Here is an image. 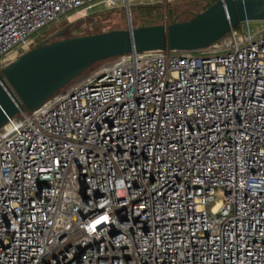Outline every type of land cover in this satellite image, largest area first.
I'll list each match as a JSON object with an SVG mask.
<instances>
[{
	"label": "built area",
	"instance_id": "2783aa9c",
	"mask_svg": "<svg viewBox=\"0 0 264 264\" xmlns=\"http://www.w3.org/2000/svg\"><path fill=\"white\" fill-rule=\"evenodd\" d=\"M125 1L0 0V71L62 17ZM250 25L98 64L9 120L0 264H264V27Z\"/></svg>",
	"mask_w": 264,
	"mask_h": 264
},
{
	"label": "water",
	"instance_id": "95a60500",
	"mask_svg": "<svg viewBox=\"0 0 264 264\" xmlns=\"http://www.w3.org/2000/svg\"><path fill=\"white\" fill-rule=\"evenodd\" d=\"M188 14V21L176 17L172 24L84 37L64 39L62 32L22 54L0 71V129L40 109L98 64L133 52L205 50L243 23L264 22V0H218Z\"/></svg>",
	"mask_w": 264,
	"mask_h": 264
},
{
	"label": "rangeland",
	"instance_id": "374dc122",
	"mask_svg": "<svg viewBox=\"0 0 264 264\" xmlns=\"http://www.w3.org/2000/svg\"><path fill=\"white\" fill-rule=\"evenodd\" d=\"M208 6V1L200 0H130L128 9L126 4L122 3L115 8L100 6L96 8L94 14L88 17L73 12L69 17H62L39 33L34 34L30 38L31 44L28 50L20 51V48H16L10 52L9 56L11 60H15L45 41H55L56 37L62 32H65L63 38L69 39L112 31H123L128 30L130 27L138 29L161 26L172 24L176 17H180L181 21H188L191 19L189 12H204ZM250 26L252 32L258 34L262 31L264 22H252ZM105 63L108 62L101 64ZM99 65H96L84 75L90 74Z\"/></svg>",
	"mask_w": 264,
	"mask_h": 264
},
{
	"label": "trees",
	"instance_id": "16d2710c",
	"mask_svg": "<svg viewBox=\"0 0 264 264\" xmlns=\"http://www.w3.org/2000/svg\"><path fill=\"white\" fill-rule=\"evenodd\" d=\"M213 4H215V3H209V6L207 7V8H205V9H208L209 7H211Z\"/></svg>",
	"mask_w": 264,
	"mask_h": 264
},
{
	"label": "snow or ice",
	"instance_id": "6c2138e0",
	"mask_svg": "<svg viewBox=\"0 0 264 264\" xmlns=\"http://www.w3.org/2000/svg\"><path fill=\"white\" fill-rule=\"evenodd\" d=\"M104 219H107V217H104ZM98 223V222H97Z\"/></svg>",
	"mask_w": 264,
	"mask_h": 264
},
{
	"label": "flooded vegetation",
	"instance_id": "af4514ba",
	"mask_svg": "<svg viewBox=\"0 0 264 264\" xmlns=\"http://www.w3.org/2000/svg\"><path fill=\"white\" fill-rule=\"evenodd\" d=\"M192 12V11H191ZM191 12H189V13H191ZM51 41V40H50Z\"/></svg>",
	"mask_w": 264,
	"mask_h": 264
}]
</instances>
